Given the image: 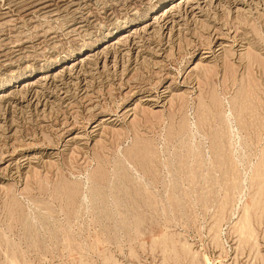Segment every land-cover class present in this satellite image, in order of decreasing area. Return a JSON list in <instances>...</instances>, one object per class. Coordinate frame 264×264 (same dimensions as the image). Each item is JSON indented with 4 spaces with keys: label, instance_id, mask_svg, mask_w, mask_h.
<instances>
[{
    "label": "rangeland",
    "instance_id": "1",
    "mask_svg": "<svg viewBox=\"0 0 264 264\" xmlns=\"http://www.w3.org/2000/svg\"><path fill=\"white\" fill-rule=\"evenodd\" d=\"M0 264H264V0H0Z\"/></svg>",
    "mask_w": 264,
    "mask_h": 264
}]
</instances>
